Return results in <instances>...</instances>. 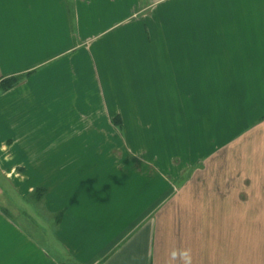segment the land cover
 <instances>
[{"label":"crops","instance_id":"crops-1","mask_svg":"<svg viewBox=\"0 0 264 264\" xmlns=\"http://www.w3.org/2000/svg\"><path fill=\"white\" fill-rule=\"evenodd\" d=\"M116 1L0 0V82L21 78L0 92V184L10 188L9 194L0 188V264H264V95L256 108L235 114L233 126L207 131L205 142L189 127L173 129V150L159 148L170 154L159 155L155 163L131 160L126 144L83 140L125 129L123 123L113 125L125 118L121 109L98 106L106 103L103 81H119L120 74L137 81L128 87H141L137 119L148 121L176 117L149 113L148 104L162 103L147 96L151 89L164 88L172 103L171 88L174 93L189 88L193 106L194 85L207 86L210 79L203 61L194 64L189 51L194 38L188 51L154 49L149 55L155 63L147 71L141 69L145 28L137 38L126 34L118 43H106V53L101 50L109 34L141 25L143 11L171 0H126L130 10L123 19L87 35V29L105 23ZM252 24L250 19L249 29ZM257 26L234 65L222 63L230 49H213L219 63L215 71H233L234 87L249 86L251 93L264 88L254 74L264 73V21ZM170 32L162 34L166 45L186 35ZM199 71L204 75L195 74ZM238 72L249 73L246 79L256 84L240 85ZM90 92L99 99L93 101ZM83 121H95L89 123L93 128L82 127ZM164 129L160 136L167 143L174 133ZM118 148L121 155L115 159ZM51 152L58 154L56 163ZM164 157L168 166L161 162ZM54 167L56 176L48 172ZM163 167L166 180L159 179ZM43 187L42 213L55 214L56 224L37 217L25 202ZM19 220L33 231L37 227L38 237L23 232Z\"/></svg>","mask_w":264,"mask_h":264},{"label":"rangeland","instance_id":"rangeland-1","mask_svg":"<svg viewBox=\"0 0 264 264\" xmlns=\"http://www.w3.org/2000/svg\"><path fill=\"white\" fill-rule=\"evenodd\" d=\"M259 1L262 3H258L256 0H171L165 4L157 6L156 8H148L143 11L141 14V25L140 23L132 24L128 27L129 31L120 29L115 33L109 34L100 45L101 50H104L105 53L106 43H108V45L113 42L118 43L123 40L126 34L137 38L140 28L141 30L143 28L146 29L144 30V43L146 48L141 44V69L144 68L145 71L151 69L152 65L155 63L154 57L149 55L154 49L159 48L161 51H165L166 48H172L173 50L188 51V40L194 38L193 44L191 43L189 46V51H192L194 54V64L195 66H201L203 61V72L205 75L209 74L210 79L207 86L203 85L196 87V85H194L193 106L189 103L188 92L191 91L189 88L177 89L178 92L176 91V93H174V89L171 88L172 103L166 101L169 100L170 97L166 96L164 88L158 91L156 90V92H153L151 89L150 94H147V96L150 98H161L162 103L154 101L148 104L147 108H150L148 110L149 113L153 114V112H156L157 114L160 112L165 117H168L169 114H174L176 117H174V119L159 118L148 121L137 119L138 116L141 118V87H128L131 84H136L137 81L133 83L132 80L128 79L126 74H120L121 79L119 81H114V83L103 81L107 85H103L101 88L106 103L104 102L102 105L98 104V106L99 108H105L106 106L109 110L112 108L121 109L122 112H124L125 118L122 122L120 120L113 121V125L115 127H121L119 124L123 123L124 126L121 128L125 129L119 135L112 137L87 136L83 137V140L87 139V141L92 140V142H95L93 141L95 138L97 143H112L113 145H118L120 148V145L126 144L129 145L130 148L129 155L131 160L134 159L135 161H138V159H141L142 161H153V163H155V158L158 159L159 155L162 157V154H164V156H169L170 154L169 152L162 153L158 151L159 148H162L163 151L166 149L173 150V142H176V132L178 128L181 127L184 131L185 126L186 128L189 127L190 134H202L204 136L203 141L205 142L207 131L209 134H212L214 131H219L224 127L233 126L234 122H236L234 118H237L234 116L235 114H238V117L240 115L243 116L245 110L248 111L251 107L256 108V101L260 99V96L264 95V88L253 89L251 93L249 86H242L241 84L244 82L247 83V81L249 84H256L251 82L249 77L246 79V76L249 74L247 72L236 73V76L238 77V81L236 82L240 83L241 87L235 88V73L233 71H215L219 63H217L218 60H216L217 56L213 55L215 51L213 49L216 47H225L223 49L231 50L225 54V60H222V63L226 64V66L229 64L234 65L235 61L238 62L239 50L246 49L251 45V43L248 42L250 37L254 34H250V30L253 33H257L259 29L257 24L260 22V19L264 21V0ZM126 2V0L116 1L113 7L108 8L105 23L100 24L98 28H94L92 31L87 29V35L96 31H101L108 23H114L123 19L126 16L127 11L130 10L127 9ZM143 7L144 4L141 6V9ZM250 19H252L253 24L249 29ZM242 23L243 25H241ZM170 25L172 27L171 32L169 30ZM130 30H133V32ZM177 30L182 32V34H186L183 36L182 40H169L167 41V45L162 42V34H166L167 31L168 34L169 32H176L178 34ZM114 38L118 39L113 40ZM158 39H160V41H158ZM198 39L201 41L197 42ZM202 44L203 47L201 46ZM83 62L85 64V60ZM226 66L222 65V68ZM195 74L201 76L203 73L199 71ZM254 74H256L258 80L257 86H261L260 83L263 84L264 82V73L257 72ZM206 78H208V76H206ZM88 83L90 86L95 84L92 80H89ZM112 84H114V86H111ZM92 90L94 91V88H92ZM90 93L92 97H94L93 101L99 99L97 95H94L92 92ZM251 97L254 102L251 101ZM186 99H188V101L185 103ZM90 104L92 105V101ZM85 122L86 125H84ZM89 123H95V121H83L82 127H87L86 129L93 128ZM100 123L101 121L98 120V128H100ZM149 126L151 129L145 130V127ZM156 128L162 129L156 131ZM164 128H172L171 132L174 133L173 137L169 136L168 142L166 141L167 143L163 142V138L160 136V134H165ZM173 129L176 132L173 131ZM143 133L148 136H144ZM168 133L169 131H166V134ZM169 140L170 144L167 145ZM158 142L161 146L158 145ZM120 148H118L119 151H116L117 154L114 153L115 159L119 158L117 155H121ZM142 148L145 149V153L143 151L141 152ZM49 156L55 157L53 161L55 163L59 159L58 154L55 152H51ZM167 161L168 160H166L165 157L164 159H161V162L166 163L168 166ZM177 162L179 163V161L174 160L172 164H178ZM52 170V173L56 176L59 169L54 167L53 169H49L48 172H51ZM151 172L153 173V171ZM151 172L147 171V174L149 175ZM157 172L159 171L157 170ZM160 174L163 177H160L159 179L166 180L169 176L168 168L165 169L163 167ZM185 178L186 177L184 176L181 180L184 181ZM51 186L57 187L58 185L52 184ZM158 186L159 185L156 184V188ZM0 188L3 189L4 192H7L5 194H9L10 188L8 184L1 183ZM44 191L45 188L44 190L38 188L35 190L33 198H27L25 199V202L39 213L37 217H41L44 220L49 219L56 224L57 216L55 214L46 216L45 213H42L41 198ZM2 201L5 204L12 203L9 198L5 197H2ZM20 207L22 206L20 205ZM22 214L25 217L27 215L25 212ZM19 224H22L20 229L23 232L29 236L38 237L37 227H34V231L31 228L28 229L27 225L24 224V220L23 222L19 220Z\"/></svg>","mask_w":264,"mask_h":264},{"label":"trees","instance_id":"trees-1","mask_svg":"<svg viewBox=\"0 0 264 264\" xmlns=\"http://www.w3.org/2000/svg\"><path fill=\"white\" fill-rule=\"evenodd\" d=\"M21 78L15 77L0 82V92L6 91L20 82Z\"/></svg>","mask_w":264,"mask_h":264},{"label":"clouds","instance_id":"clouds-1","mask_svg":"<svg viewBox=\"0 0 264 264\" xmlns=\"http://www.w3.org/2000/svg\"><path fill=\"white\" fill-rule=\"evenodd\" d=\"M102 195V194H101Z\"/></svg>","mask_w":264,"mask_h":264}]
</instances>
